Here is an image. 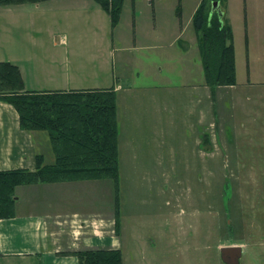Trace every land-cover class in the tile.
Instances as JSON below:
<instances>
[{
  "label": "rangeland",
  "instance_id": "rangeland-1",
  "mask_svg": "<svg viewBox=\"0 0 264 264\" xmlns=\"http://www.w3.org/2000/svg\"><path fill=\"white\" fill-rule=\"evenodd\" d=\"M199 1L153 0L150 14L134 16L137 4L124 0L115 30L114 43L155 45L121 52L126 78L135 72L132 79L151 86L125 107L119 100L116 183L88 182L81 193L97 196V215L114 224L123 264H223L219 249L230 245H242L240 264H264V0L218 3L232 32L236 79L214 91L205 87L190 23ZM61 2L41 4L40 52L52 46L50 28L67 45L93 41L83 13L52 17L50 6ZM134 17L153 34L134 35ZM25 76L32 80L30 70ZM226 214L230 228L220 232Z\"/></svg>",
  "mask_w": 264,
  "mask_h": 264
},
{
  "label": "crops",
  "instance_id": "crops-1",
  "mask_svg": "<svg viewBox=\"0 0 264 264\" xmlns=\"http://www.w3.org/2000/svg\"><path fill=\"white\" fill-rule=\"evenodd\" d=\"M56 1L59 0L0 5V62H9L19 68L25 91L113 88L116 93L117 121L119 100L125 107L127 99L135 100V93H142L144 88L151 86L132 79L135 72L129 79L126 78L121 52L138 53L141 49L155 45L148 41L139 43L135 38L131 45L113 42L123 5L119 22L112 28L109 16L93 0H62L59 5L61 7L56 9L50 6L52 17L66 22L73 12L83 13L94 27V31L84 35L93 41L90 46L73 42L67 45L65 37H56L55 29L50 28L45 32L51 41L53 39L52 46L40 52L41 4ZM132 2L137 4L133 6L134 16L150 14L151 8L153 11V0ZM133 22L134 35L153 34L152 31H140L137 18L134 17ZM180 29H184L182 23ZM176 40L179 41V37ZM176 54L179 58V50ZM108 56H112L111 64ZM133 61L140 62L138 58ZM118 66L120 73L115 68ZM27 69L31 71L32 80L25 76ZM30 84L39 87H31ZM48 143L45 132L21 129L15 109L0 102V172L25 170L33 173L39 155L44 157L46 164L52 163L54 156ZM85 184L88 182L37 184L17 188L14 217L0 220V264H78L71 252L119 249L121 244L115 234L114 224L111 223L113 219L107 220L111 227L104 226V219L97 215L98 211L93 206L97 196L81 193V189L87 188ZM236 246H240L243 253L242 245Z\"/></svg>",
  "mask_w": 264,
  "mask_h": 264
},
{
  "label": "trees",
  "instance_id": "trees-1",
  "mask_svg": "<svg viewBox=\"0 0 264 264\" xmlns=\"http://www.w3.org/2000/svg\"><path fill=\"white\" fill-rule=\"evenodd\" d=\"M45 1L48 0H0V5ZM93 1L109 16L114 28L120 19L123 0ZM223 1L201 0L191 20L205 85L211 91L234 86L236 79L231 28L222 16L211 11L212 2L221 4ZM176 14L180 15V7ZM0 102L15 109L21 129L45 132L54 156L50 164L44 162L42 155L37 156L33 173L25 170L0 172V220L14 217L19 187L100 180L116 183L118 132L113 88L25 91L19 68L9 62H0ZM226 190L229 187L225 188V196ZM225 221L220 232L229 231L227 214ZM116 233L118 235L117 230ZM70 254L77 258L78 264H123L120 249H86Z\"/></svg>",
  "mask_w": 264,
  "mask_h": 264
},
{
  "label": "water",
  "instance_id": "water-1",
  "mask_svg": "<svg viewBox=\"0 0 264 264\" xmlns=\"http://www.w3.org/2000/svg\"><path fill=\"white\" fill-rule=\"evenodd\" d=\"M211 11H216L221 16L218 2H212ZM219 255L223 264H240L242 249L236 245L224 246L219 249Z\"/></svg>",
  "mask_w": 264,
  "mask_h": 264
}]
</instances>
